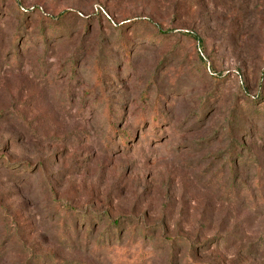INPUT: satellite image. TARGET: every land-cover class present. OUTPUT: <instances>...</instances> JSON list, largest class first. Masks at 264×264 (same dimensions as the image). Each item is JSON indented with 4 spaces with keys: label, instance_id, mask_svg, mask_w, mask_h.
<instances>
[{
    "label": "rangeland",
    "instance_id": "374dc122",
    "mask_svg": "<svg viewBox=\"0 0 264 264\" xmlns=\"http://www.w3.org/2000/svg\"><path fill=\"white\" fill-rule=\"evenodd\" d=\"M0 264H264V0H0Z\"/></svg>",
    "mask_w": 264,
    "mask_h": 264
}]
</instances>
